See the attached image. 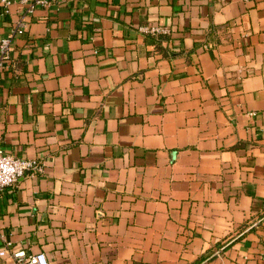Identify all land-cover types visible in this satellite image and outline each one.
Wrapping results in <instances>:
<instances>
[{
    "label": "crops",
    "instance_id": "crops-1",
    "mask_svg": "<svg viewBox=\"0 0 264 264\" xmlns=\"http://www.w3.org/2000/svg\"><path fill=\"white\" fill-rule=\"evenodd\" d=\"M20 22L0 147L44 170L0 195L16 249L50 264H264V0L15 3L0 41Z\"/></svg>",
    "mask_w": 264,
    "mask_h": 264
},
{
    "label": "built area",
    "instance_id": "built-area-1",
    "mask_svg": "<svg viewBox=\"0 0 264 264\" xmlns=\"http://www.w3.org/2000/svg\"><path fill=\"white\" fill-rule=\"evenodd\" d=\"M55 0H0L4 14L11 12V7L19 3L25 7L26 11L33 12L36 7H48ZM24 24L13 28L0 41V76L11 61V45L15 37L24 32ZM140 30L151 34L161 35L169 34L170 29L166 26L150 24L143 25ZM249 34L245 33V37ZM241 71V70H240ZM251 114H255L251 112ZM44 170V163L37 158L15 157L4 153L0 147V195L8 188L16 185L25 174H35ZM10 255L14 259V264H50V261L44 252L33 253L26 249H16L14 242L8 239L0 228V257Z\"/></svg>",
    "mask_w": 264,
    "mask_h": 264
}]
</instances>
